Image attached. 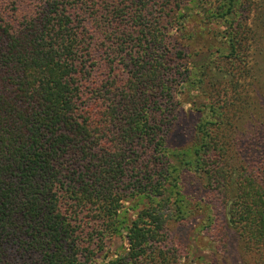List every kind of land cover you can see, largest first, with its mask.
Listing matches in <instances>:
<instances>
[{
  "label": "trees",
  "instance_id": "obj_1",
  "mask_svg": "<svg viewBox=\"0 0 264 264\" xmlns=\"http://www.w3.org/2000/svg\"><path fill=\"white\" fill-rule=\"evenodd\" d=\"M191 1L0 0V264H183L199 229L264 264V12L179 36ZM181 87L210 115L171 146Z\"/></svg>",
  "mask_w": 264,
  "mask_h": 264
},
{
  "label": "rangeland",
  "instance_id": "obj_2",
  "mask_svg": "<svg viewBox=\"0 0 264 264\" xmlns=\"http://www.w3.org/2000/svg\"><path fill=\"white\" fill-rule=\"evenodd\" d=\"M210 1L212 0H192L190 3L179 9L176 15V20L180 21L181 25L176 23L173 27V33L180 36L182 31L185 36H187V34L197 36L201 29L206 26L204 23L209 14L208 5ZM235 4L237 5V2ZM257 5H259V11L264 12V0H259ZM224 8L226 9V6H224ZM232 17L233 14L227 12L221 21L210 22L209 26L213 32H220L225 24L229 23ZM206 55V52L199 51L198 54L189 58L188 64L190 66H193V64H201L205 62ZM178 99L181 101V111L170 132L169 144L171 146H183L187 140L184 131L185 126L188 123L195 122L199 115H202V117L210 115L207 111L208 108L204 105L205 101L199 96L196 97L194 92H189L183 87L182 92L178 94ZM247 99L246 96L244 101ZM244 106L246 107L245 112L248 111L249 107H247L246 102H244ZM140 206L137 208H140ZM175 226V224L171 225L170 230L174 231ZM123 243L124 240L120 236H114L111 243L110 253L121 250ZM184 245L188 256L183 258V264H210L209 257L211 256L213 248L211 247L208 238L202 235L201 229L195 232L192 230L189 231L182 246ZM233 258L234 256H232V259L221 256L219 264H235Z\"/></svg>",
  "mask_w": 264,
  "mask_h": 264
}]
</instances>
